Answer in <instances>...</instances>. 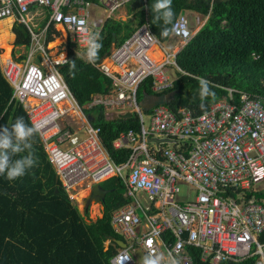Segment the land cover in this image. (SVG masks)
<instances>
[{
	"label": "built area",
	"instance_id": "built-area-1",
	"mask_svg": "<svg viewBox=\"0 0 264 264\" xmlns=\"http://www.w3.org/2000/svg\"><path fill=\"white\" fill-rule=\"evenodd\" d=\"M128 1L0 0V21L12 17L29 34L27 45L13 44L6 58L0 56L12 98L22 104L31 124L39 126L43 149L71 201L77 186L91 189L111 176L120 178L122 195L129 200L113 208L110 224L124 246L116 247L110 264H139L136 248L143 256L154 249L166 258L171 254L179 264H190L187 245L198 248L200 259L213 263L253 258V264H264L261 96L225 86V92L198 112L183 105L171 109L166 102L144 109L137 98V87L146 77H151L153 92L160 93L180 70L175 54L196 32L188 27L183 11L168 36L178 43L169 49L162 47L147 23L111 45L93 64L110 86L93 92L83 106L59 71L67 54L50 55L46 42L50 27L68 33L83 53L87 34H100L106 18ZM93 6L101 12H93ZM44 15L47 20L41 24ZM196 22L197 28L203 25L199 17ZM153 43L161 47L157 60L150 49ZM169 65L174 75L168 72ZM92 105L101 107L106 120L126 111L137 119V129L121 131L111 140L113 149L127 150L118 163L108 156L100 128L83 109ZM179 185L193 187V198L181 201Z\"/></svg>",
	"mask_w": 264,
	"mask_h": 264
},
{
	"label": "trees",
	"instance_id": "trees-1",
	"mask_svg": "<svg viewBox=\"0 0 264 264\" xmlns=\"http://www.w3.org/2000/svg\"><path fill=\"white\" fill-rule=\"evenodd\" d=\"M135 1L132 11L126 8L123 20L114 16L104 21L99 34L102 48L97 61L108 53L111 45L120 44L143 23L148 24L158 42L168 38L169 35L161 36V31L167 27L171 32L173 23L164 25L154 19L152 6L155 0ZM172 8L174 20L183 9H193L206 16V20L175 54L174 60L180 70H176L171 86L162 91L173 90L166 102L169 108L183 105L194 112L201 111L218 94L225 92V86L256 93L264 102V0H172ZM46 20L44 15L41 24ZM12 31L14 45L28 44L29 34L23 24L15 22ZM54 34L58 31L50 27L46 42L51 41ZM65 46L67 60H74L77 66L75 77L70 75L67 63L60 65L59 71L72 95L83 106L93 92L108 89L110 82L96 66L83 58L82 51L73 41L68 39ZM200 78L209 81V88L214 93L203 100L199 96ZM143 90L153 92L150 76L138 85V99ZM12 93L13 88L0 68V128H10L18 117L32 126L27 112L17 99L12 98ZM83 109L92 117V125L100 128L99 136L110 159L115 163L123 160L127 150H115L110 143L119 132L137 129L136 117L106 120L100 106ZM33 152L37 164L23 177L9 181L0 174V264H110V257L118 246L116 240L120 239L110 224L111 211L129 200L122 195L120 178L111 176L100 182L108 189L102 214L94 221L86 222L59 181L55 182V171L38 133L33 138ZM187 249L191 254L190 264H253V258L213 263L200 259L198 248L187 245Z\"/></svg>",
	"mask_w": 264,
	"mask_h": 264
},
{
	"label": "clouds",
	"instance_id": "clouds-1",
	"mask_svg": "<svg viewBox=\"0 0 264 264\" xmlns=\"http://www.w3.org/2000/svg\"><path fill=\"white\" fill-rule=\"evenodd\" d=\"M154 19L157 22L162 21L164 25H170L174 20V10L172 8V0H155L152 6ZM84 25V21L79 22ZM82 31H87L82 28ZM170 29L165 27L161 31V36L167 37ZM185 35L187 32L185 30ZM99 33L89 32L84 39L86 45L85 51L82 53L83 58L90 64H95L102 44L99 42ZM64 62L69 65L70 75L75 77L76 63L74 60L68 61L64 58ZM199 96L203 100L210 95H214L209 88V81L200 78L199 80ZM40 131L39 126H28L22 117H18L11 127L0 128V174H4L9 181L23 177L28 170L37 164V158L33 152V138ZM27 153L26 155H21ZM139 264H179V262L169 254L167 258L163 253H158L154 249L148 254L142 256Z\"/></svg>",
	"mask_w": 264,
	"mask_h": 264
},
{
	"label": "rangeland",
	"instance_id": "rangeland-1",
	"mask_svg": "<svg viewBox=\"0 0 264 264\" xmlns=\"http://www.w3.org/2000/svg\"><path fill=\"white\" fill-rule=\"evenodd\" d=\"M135 4H136L135 0L129 1L127 4L125 3L123 6H121L117 10H115L113 12V15H115L116 17L120 18V20H122V18L125 17V14L127 13L126 8H129L130 11H132ZM93 12H95L96 14H99V12H101L100 7L99 6H93ZM185 14L187 17L188 27L192 31L196 30L198 25H199V23L196 22L197 13L194 11L185 10ZM112 17H114V16H112ZM200 20L204 24V22L206 20V16L201 15ZM13 24H14V22L12 21V17H4L0 21V42L4 41V42L10 44L11 47L13 46V41H14V34L12 31ZM57 29L59 30L58 34H54L53 39L51 41H54L55 39L59 38L60 39L59 43L57 45H55L54 47H51V48L49 47L50 45H48L51 41H49L47 43L49 53L54 58H58V57H61V55L67 54L65 43L68 39L71 40L69 38L70 36L68 33L63 32L62 30H60V28H57ZM177 43H178V40L176 39V37H172L170 39H167V42H165L163 44V46L167 47V48H171L173 45H175ZM158 48L161 49L160 45H158ZM3 54H4V49L2 48V44L0 43V56H2ZM168 69H169V71H168L169 73L173 72L172 66L169 65ZM174 74L171 73L170 75H174ZM89 191H90V189L87 187L77 186L76 189H74V197L72 199V203L77 205V207L79 208V211L82 215L83 220L86 222L94 221L97 217L101 216L102 208H103L102 204H100L98 202H91L89 204L87 210H85L84 205H83V198L86 195H88ZM194 192H195V190L191 186L179 185V192L177 193V197L181 201H186V200L193 198ZM85 211H87V212H85Z\"/></svg>",
	"mask_w": 264,
	"mask_h": 264
},
{
	"label": "water",
	"instance_id": "water-1",
	"mask_svg": "<svg viewBox=\"0 0 264 264\" xmlns=\"http://www.w3.org/2000/svg\"><path fill=\"white\" fill-rule=\"evenodd\" d=\"M111 42L112 44L114 43L113 34L111 35ZM172 95H173V90H168L167 92H160V93L147 92L143 90L141 97L139 99V103L144 109H149L155 104L165 103L169 101ZM129 115H130L129 111H126L124 113H121L120 117L125 118V117H129ZM89 119L92 120V117L89 116ZM55 182H57V177H55ZM107 192H108V189L103 188L100 185V183L94 184L91 187L88 195H86L83 198V205H84L85 210H87L91 202H98L102 204ZM116 243L118 244V246H124L123 240L117 239ZM134 253L136 255V259L140 262L143 256L142 250L140 248H136L134 250Z\"/></svg>",
	"mask_w": 264,
	"mask_h": 264
},
{
	"label": "bare ground",
	"instance_id": "bare-ground-1",
	"mask_svg": "<svg viewBox=\"0 0 264 264\" xmlns=\"http://www.w3.org/2000/svg\"><path fill=\"white\" fill-rule=\"evenodd\" d=\"M59 41H60V39L58 38V39H56L54 42H52L51 44H50V48L51 47H54L55 45H57L58 43H59ZM2 48L4 49V54L2 55V57L3 58H6L7 56H8V54H9V52H10V48H11V45H9V44H7V43H4V44H2ZM150 49H152V50H154V53L152 54V57L154 58V59H159L160 58V56H161V52L159 51V49H158V47H157V45L155 44V43H153V44H151V46H150ZM80 195V194H79ZM80 199V198H79ZM78 199V200H79Z\"/></svg>",
	"mask_w": 264,
	"mask_h": 264
},
{
	"label": "crops",
	"instance_id": "crops-1",
	"mask_svg": "<svg viewBox=\"0 0 264 264\" xmlns=\"http://www.w3.org/2000/svg\"><path fill=\"white\" fill-rule=\"evenodd\" d=\"M185 10H190V11H194V12H196L197 13V15H196V17H199V18H201V14L199 13V12H197V11H195V10H193V9H183V10H181V11H183L184 13H185ZM200 24H203V22H201V20H200ZM199 28H197L195 31H197ZM168 38H170V37H168ZM167 38V39H168ZM167 39L165 40V41H163V42H161V45H162V47H164L163 46V44L165 43V42H167ZM56 40V39H55ZM54 40V41H55ZM53 41H51L48 45H50L51 43H52ZM4 43H6V42H1V44H4ZM8 44V43H7ZM10 45V44H9ZM165 49H169V48H167V47H164ZM100 217V216H99Z\"/></svg>",
	"mask_w": 264,
	"mask_h": 264
}]
</instances>
